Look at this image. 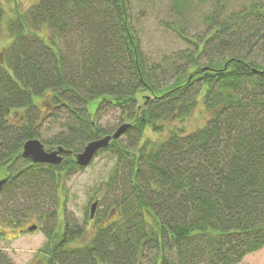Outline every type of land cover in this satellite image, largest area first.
<instances>
[{
  "label": "trees",
  "instance_id": "16d2710c",
  "mask_svg": "<svg viewBox=\"0 0 264 264\" xmlns=\"http://www.w3.org/2000/svg\"><path fill=\"white\" fill-rule=\"evenodd\" d=\"M214 2L203 35L177 30L194 48L173 72L143 54L130 0H37L28 24L20 16L10 23L0 60V239L27 231L34 209L50 202L44 264H239L264 247V0L228 14ZM173 4L181 10V0ZM3 17L0 2V25ZM44 95L69 117L65 134L47 142L66 150L58 165L21 156L38 135L32 115ZM198 103L210 114L202 127L145 134ZM105 105L131 123L99 150L115 158V215L95 212L92 236L80 243L85 228L66 216L63 200L58 223V188L82 169L74 154L113 132L94 121ZM0 264H15L1 247Z\"/></svg>",
  "mask_w": 264,
  "mask_h": 264
},
{
  "label": "rangeland",
  "instance_id": "374dc122",
  "mask_svg": "<svg viewBox=\"0 0 264 264\" xmlns=\"http://www.w3.org/2000/svg\"><path fill=\"white\" fill-rule=\"evenodd\" d=\"M252 1L255 0H220L226 6L222 11L223 14L237 11L248 6ZM0 2L4 11L0 25V60H2L5 49L12 40L9 30L10 23L20 16L28 24L29 18L26 13L37 0H0ZM181 4L182 8L178 11L174 7L173 0H130L129 3L130 24L143 54L150 64L171 69V72L174 71L176 65L182 64L185 60L179 59L180 53L194 48L193 43L182 38L177 30H181L183 35L189 39L199 38L198 36L203 35L206 28V16L213 10L215 2L214 0H181ZM206 61V57H203L201 63ZM35 100L37 110L32 118L37 126L34 128L38 134L36 138L48 150L47 142L50 138L65 134L67 131L69 117L65 108L55 107L48 95L36 97ZM94 102L91 103V109L94 107ZM209 115L204 106L198 103L194 110L184 118L164 120L162 132L155 133L146 128L145 134L147 133L151 139H158L166 136L171 129L189 133L205 125ZM10 119L11 123L18 124L15 116ZM94 121L104 130L112 131L126 120L118 107L105 105L94 116ZM26 164L27 162L24 161L21 166ZM114 164L115 158L109 152H99L88 166L68 174L62 181L61 187L58 188V197L61 201L59 202V214L56 216L58 223L64 216L61 211L63 200L66 216L85 228L83 236L79 239L80 243L90 239L96 226L94 221L88 219L90 204L98 199L96 211L98 216H104L110 212V209L115 208L114 203L118 193L110 189L108 185ZM21 204L23 203L18 202L16 205ZM50 205V202L47 207L45 204H39L34 209L36 213L30 216L32 220L24 224L27 227L36 224L38 227L35 230L17 232L16 235L8 233L6 239H0V247L15 264H44L39 249L46 242L45 230L49 228L52 221L51 218L44 216L45 212L50 209ZM112 213L114 216L115 212ZM38 215L43 217L40 224L37 221ZM239 264H264V247L245 255Z\"/></svg>",
  "mask_w": 264,
  "mask_h": 264
},
{
  "label": "water",
  "instance_id": "95a60500",
  "mask_svg": "<svg viewBox=\"0 0 264 264\" xmlns=\"http://www.w3.org/2000/svg\"><path fill=\"white\" fill-rule=\"evenodd\" d=\"M130 125H131L130 122H122L115 128V130L112 133L98 137L94 140L87 142L83 146L81 151L74 154L76 163L81 167L88 166L99 150L106 147L111 139H117L122 134H124V132L130 127ZM65 152L66 150L61 146H58L53 150H46L44 148L43 143L39 139L32 138L26 140L23 143L21 156L24 159H29L32 162H36V163L58 165L61 163L63 154ZM4 180H5L4 178H0V190L2 188ZM97 205H98L97 199L90 204V208H89L90 218L94 217ZM36 228H37L36 224H31L27 227V230L32 231L35 230Z\"/></svg>",
  "mask_w": 264,
  "mask_h": 264
},
{
  "label": "flooded vegetation",
  "instance_id": "af4514ba",
  "mask_svg": "<svg viewBox=\"0 0 264 264\" xmlns=\"http://www.w3.org/2000/svg\"><path fill=\"white\" fill-rule=\"evenodd\" d=\"M111 215L110 214H108V218L110 217Z\"/></svg>",
  "mask_w": 264,
  "mask_h": 264
}]
</instances>
